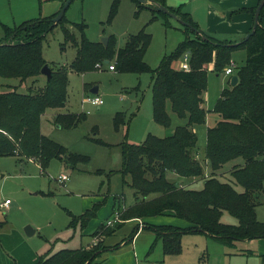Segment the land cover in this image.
<instances>
[{
  "label": "trees",
  "instance_id": "trees-1",
  "mask_svg": "<svg viewBox=\"0 0 264 264\" xmlns=\"http://www.w3.org/2000/svg\"><path fill=\"white\" fill-rule=\"evenodd\" d=\"M60 1L63 7L67 0ZM149 1L153 3H139V8L150 9L153 20L157 19L156 13L170 17L157 10L156 5H161L189 24L183 25L184 42L171 55L165 56L158 68H151L145 61L151 42V35L145 30L130 35L126 45L115 52L114 37L110 38L108 46L102 42H91L85 35L86 25L80 24L82 40L79 43L75 35L63 27L66 40L78 49L74 61L70 68L64 66L55 70L51 67L52 79H46L42 88L30 87L28 93L18 92L16 86H9L10 90L3 91L1 81L18 79L20 85L28 80H32L33 85L40 83L41 70L48 64L43 55V42L48 34L64 23L65 15L56 25L53 19L60 11L13 27L0 23L4 32L0 39V159L17 157L20 162L34 160L43 171L53 159L74 168L79 162H89V157L74 154L45 136L42 121L50 110L65 107L69 70L85 74L96 71L98 64L104 67L106 61L110 65L113 59L115 70L119 73L151 74L153 116L157 124L166 128L171 126L169 105L179 118L187 121L184 126H178L172 136L159 138L149 135L141 144H122L121 172L124 178H130L136 199L134 205L122 211V222L114 227L101 225L93 235L98 242L91 247L44 255L35 264H94L106 252L119 249L125 242H133L141 229L152 231L157 241H162L164 254L173 256L181 253L183 237L189 234H204L228 245L242 240H264V223L258 221L256 213L264 191V7L255 34L238 46H230L238 41H221L203 33L181 8L167 7V0ZM120 4L121 0H113L109 22L117 15ZM256 9L241 8L235 13L248 12L255 16ZM238 49L246 51L245 65L236 73L238 84L224 89L216 102L213 111L220 121L207 130L205 159L199 160L198 136L194 127L205 124L207 119L204 94L208 87V67L213 64L215 73L224 72ZM186 53H190L191 71L175 69L174 63ZM83 120L84 114H60L54 122L62 128L75 129ZM123 125L129 123L125 114L118 112L114 117V127L119 130ZM237 159L244 162L230 171L233 182L221 181L218 173ZM207 165L212 171L209 177H205ZM169 173L181 180L170 181ZM199 180L204 181L201 191L181 187L184 184L181 182ZM235 185L241 186L242 190L236 189ZM96 210L97 205H94L79 216L70 213L71 226L87 228L96 217ZM224 213L236 218L238 224L223 223ZM158 216H173L190 226L145 224L142 228L137 226L133 229L122 243L110 248L104 245V240L128 221ZM5 225L6 221L0 222V230Z\"/></svg>",
  "mask_w": 264,
  "mask_h": 264
},
{
  "label": "rangeland",
  "instance_id": "rangeland-1",
  "mask_svg": "<svg viewBox=\"0 0 264 264\" xmlns=\"http://www.w3.org/2000/svg\"><path fill=\"white\" fill-rule=\"evenodd\" d=\"M112 3L113 0L71 2L65 13L64 23L48 34L43 42V55L50 67L55 70L64 66L70 68L77 55L78 49L66 40L63 27L68 28L79 43L82 40L78 27L80 24L86 25L85 35L91 42H102L104 38L114 37L115 52L126 45L131 34L145 30L151 35L145 56L151 68H158L162 59L171 55L184 42L185 30L179 21L159 13H156L157 19L153 20V12L148 8L140 9L135 0H121L117 15L109 22ZM147 3L151 5L152 2ZM57 4L60 6L61 2L0 0V23L13 27L36 17L43 18L49 16ZM61 9L62 7H59L60 11ZM201 27L204 32V25ZM3 36L0 25V39ZM183 58L184 56L174 63L175 69L181 70ZM232 62L236 66V75L238 69L245 65L246 51L236 50ZM211 66L214 65L211 64L210 69L208 67V87L204 94V105L208 110L206 123L194 127L198 136L199 160L205 159L207 130L215 127L220 121V117L213 111L216 102L222 91L231 87L232 77L227 76L225 71L215 73ZM40 79V83L36 85H33L32 80L22 85L18 79H3L1 82L3 91L10 90L9 86H16L18 92L28 93L30 87H44L46 77L42 75ZM68 79L67 103L57 111L82 113L85 120L77 129L58 130L53 120L44 118L43 134L61 143L70 152L89 157V162H79L74 168L70 164L66 165L58 159H53L43 171L33 161L20 163L17 157L0 159V197L13 203L8 210L0 208V222L6 221V225L0 230V241L4 248L11 245L15 250L18 246L15 242L16 233L22 231L26 235L27 227L37 230L35 235L27 239L37 243L43 255L62 250H78L91 244L97 229L101 225L108 226L109 221L113 222L115 209L123 210L124 206L129 208L136 202L130 178H124L121 172L122 144H141L149 135L159 138L172 136L178 126H184L187 122L179 118L170 105L168 112L172 119L171 126L166 128L155 122L151 74L112 72L109 64H105L103 69L86 74L69 70ZM90 86L98 87L97 95L90 94ZM95 96L104 101L100 108L90 101ZM53 111L54 109L48 113ZM118 111H124L125 120L129 123L119 130L114 127V117ZM243 162V159H237L228 163L218 173V178L223 182H233L230 171ZM62 174L68 176L65 183L57 181ZM211 174L210 166H205V177ZM168 179L173 182L181 180L172 173L168 174ZM203 188L204 182L189 185V189L195 191H201ZM235 188L242 190L239 185H235ZM260 200L261 204L256 207L257 219L264 223V191ZM94 205H97V213L88 229H82L80 225L76 228L71 226L70 213L78 216L92 209ZM160 217L171 219L170 216ZM162 218L153 222L162 225ZM222 221L228 225L238 224V220L228 213H224ZM148 223L151 224L148 221L146 225ZM137 225L146 226L144 220L137 224H127L112 238L117 242L128 238ZM110 227H114V224ZM129 246L131 249H127ZM2 249L0 245V254H5V260L0 256V264H8L6 254L11 258L9 249ZM122 249V253L112 256L117 258L116 264H120V259H124L122 264H264L262 239L236 241L234 245H228L204 234H190L183 237L181 253L173 256L164 254L162 241H157L156 235L147 231L138 234L133 246L129 243ZM21 252L19 247L16 253Z\"/></svg>",
  "mask_w": 264,
  "mask_h": 264
},
{
  "label": "crops",
  "instance_id": "crops-1",
  "mask_svg": "<svg viewBox=\"0 0 264 264\" xmlns=\"http://www.w3.org/2000/svg\"><path fill=\"white\" fill-rule=\"evenodd\" d=\"M260 2H261V0H167L166 4H167V7H169V8H172V9L181 8V11L183 13L189 14L191 16V18L198 24V26L202 32H203V30H202L201 25H204L205 29H204L203 33H205L211 37H214L218 40H221V41H225V40L234 41V42L238 41L237 43H239V42H242V40L245 39V37L251 32L253 25H254V14L248 13V12L235 13V10L241 9V8H246V9L257 8L259 6ZM148 4H150V3H147V5ZM62 5H63L62 2H61L60 6L58 4L55 5L53 7V10H51L53 12H51V14L49 16H52L55 13L59 12L60 11L59 7L61 8ZM49 16H45V17H49ZM109 42H110V38H109ZM109 42H108V44H109ZM49 66H50V64H49ZM211 67L213 69V66H211ZM209 69H210V67H209ZM97 70H100V69H97ZM110 71L117 72L116 70H110ZM75 73H77V72H75ZM77 74H79V73H77ZM233 75H235V74L233 73ZM233 75H231V77ZM230 83H231V80H230ZM93 88H95V86H90V94H91V90ZM85 89H86V87H85ZM91 95H93V94H91ZM204 101H205V98H204ZM102 105H100V106H102ZM94 106H97L98 108H100L99 105H94ZM204 107H205V105H204ZM58 110H60V109H58ZM118 112L123 113L124 111H118ZM118 112H116V113H118ZM60 114H77V115H79L82 113H70V112L62 113V111H57V110H54L53 113L47 112L45 114V116L43 117L42 125L45 121L44 118H47L48 121L53 120V122H54L55 117L60 115ZM56 126H57L58 130H74V129L62 128L61 126H59L57 124H56ZM77 128H75V129H77ZM42 133H43V129H42ZM29 161H33V162L38 164L37 161H34V160H29ZM57 181L61 182V181H59V179H57ZM197 182H204V181H196V182H192V183L181 182L182 184L184 183L181 187H186V188L188 187L189 188V185H191L193 183H197ZM62 183H65V182H62ZM12 204H11V206H12ZM11 206L9 207V209L11 208ZM126 209L127 208L124 206L123 210L115 209L114 212L115 213L116 212L122 213V211H124ZM170 217H171V219H163L162 217L158 216V217H154V218H150V219H145L144 221H145V224L148 221H150L152 225H156V226H162L164 224H167V225L171 224V226H176V227H181V228H185V227L190 226V224L188 222H186L182 219H178V218L173 217V216H170ZM159 218H162V219H160L161 221L164 220L162 225L153 222V221L159 220ZM90 223H89V225H90ZM131 223L137 224V223H139V221H136V220L128 221L127 223H125V225L131 224ZM148 224H150V223H148ZM89 225H88V227H89ZM137 226H139V225H137ZM88 227L85 229H88ZM119 230H121V228ZM147 231H150V230L141 229L138 234H140V233L143 234ZM117 232L114 235H112L111 237H108L104 240V245L106 247L110 248V247H114L115 245H117L119 243H122V241L124 239L117 242V241H114V238H112L117 234ZM36 233H37V230H34V233L31 236L35 235ZM138 234H137V236H138ZM28 237H30V236H28L27 234L25 235V233L22 231H21V233L17 232L16 233L17 239L15 241L16 244L18 245L17 248H15V250H13L11 248V245L5 247V248L9 249V253H10V256L12 258L11 259L6 254V257H7L6 260H8V264H13V263L14 264H35L38 262V260L41 256H44L40 252V247H37V243L31 242L30 240L27 239ZM136 237H135V239H136ZM125 239H127V238H125ZM135 239L133 240V242L128 241V242L123 243L122 246L117 250H111L109 252H106L105 254L102 255L101 258L98 259L99 262H96L94 264H116L117 258H112V256H114L115 254H118V253H122V251L124 250V249H122V247L126 244L130 243L133 246ZM95 241L98 242V239L93 238L92 243L86 247H91V246L95 245ZM0 245L2 246L3 249H5L2 241H0ZM19 247H20V250H22V252L17 254L16 251L18 250ZM127 249H131L130 246L127 247ZM48 254H52V252L47 253L45 255H48ZM4 255H5L4 253L0 254V256H2V258L5 260ZM123 262H124V259L123 260L120 259V264H122ZM129 264H133V262L129 263Z\"/></svg>",
  "mask_w": 264,
  "mask_h": 264
},
{
  "label": "water",
  "instance_id": "water-1",
  "mask_svg": "<svg viewBox=\"0 0 264 264\" xmlns=\"http://www.w3.org/2000/svg\"><path fill=\"white\" fill-rule=\"evenodd\" d=\"M138 3L141 4H146L147 1L149 0H136ZM72 0H67V2L64 4V6L62 7L60 13L53 19L54 25L58 24L63 16L65 15L66 11L68 10L69 6L71 5ZM153 3V2H152ZM157 6V10L161 13H164L166 15H169L171 18L179 21L182 25L184 26H189L188 23H185L183 20L179 19L174 13H171L166 7H163L161 5H156ZM264 7V0H261L259 6L256 9L255 12V16H254V25H253V29L252 31L245 37V39L242 42L239 43H235V44H231L230 46H238L242 43H244L245 41H247L251 36H253L255 34V31L259 25V16L260 13L262 11ZM205 39H208L207 37H204ZM108 42H109V38H104L102 43L105 46H108ZM106 64H109V61H106ZM42 75H44L47 79V81H50L52 79V69L49 66V64H46L43 69L41 70ZM239 82V77L237 75H233L231 78V87H235ZM98 87H95L91 90V94L93 95H97L98 94ZM34 233V230L31 229V227H27L26 228V234L28 236H31Z\"/></svg>",
  "mask_w": 264,
  "mask_h": 264
},
{
  "label": "built area",
  "instance_id": "built-area-1",
  "mask_svg": "<svg viewBox=\"0 0 264 264\" xmlns=\"http://www.w3.org/2000/svg\"><path fill=\"white\" fill-rule=\"evenodd\" d=\"M183 59L184 60H183V63L181 65V70H184L186 72L191 71V67H190V53H186L184 55ZM114 66H115V63H113L112 65H109L110 70H115ZM235 67H236L235 63L231 62L230 65L226 68L225 74L228 75V76L233 75ZM97 69H103V65L98 64L97 65ZM90 101L92 102V104L99 105V106L104 103V101L100 97H96V96L94 98L90 99ZM67 180H68V176H66L65 174H62V175L59 176V181L66 182ZM11 204H12L11 200L3 199L2 197H0V208L9 209ZM121 215H122L121 212H116L113 222L109 221L108 222V226H113V224L115 225L118 222H122ZM141 227H143V225H141ZM95 244H96V241H95Z\"/></svg>",
  "mask_w": 264,
  "mask_h": 264
}]
</instances>
